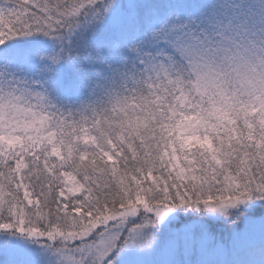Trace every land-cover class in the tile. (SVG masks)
<instances>
[{
  "label": "snow or ice",
  "instance_id": "snow-or-ice-1",
  "mask_svg": "<svg viewBox=\"0 0 264 264\" xmlns=\"http://www.w3.org/2000/svg\"><path fill=\"white\" fill-rule=\"evenodd\" d=\"M0 264H264V0H0Z\"/></svg>",
  "mask_w": 264,
  "mask_h": 264
}]
</instances>
